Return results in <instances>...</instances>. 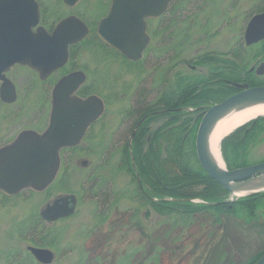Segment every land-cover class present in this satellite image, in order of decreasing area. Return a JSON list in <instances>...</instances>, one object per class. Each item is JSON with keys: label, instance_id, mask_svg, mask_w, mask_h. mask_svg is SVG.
<instances>
[{"label": "rangeland", "instance_id": "1", "mask_svg": "<svg viewBox=\"0 0 264 264\" xmlns=\"http://www.w3.org/2000/svg\"><path fill=\"white\" fill-rule=\"evenodd\" d=\"M39 2L43 10L41 24L45 28L74 14L87 22L90 33L109 6V0H80L71 7L62 0ZM173 5L167 19L148 21L150 43L139 62L129 64L120 54L108 52L88 38L74 48L64 67L44 81L22 66H15L7 73L16 87L17 99L11 104L0 100V147L21 130L45 129L50 90L60 76L70 71L85 72L87 80L81 94L99 96L105 110L81 144L61 152L59 172L46 190H24L9 198L0 193V264H36L26 251L27 246L33 245L48 248L55 254L51 264H252L264 253L261 221L245 224L222 213L217 219L209 217V222L203 224L170 228L168 223L174 221L176 210L181 208L175 207L168 213L162 208L167 203H208L200 198L186 200L160 195L154 202L166 204L157 207L135 193L138 178L134 177L136 169L130 152L134 137L142 138L145 151L154 130L170 118H178L175 124L181 120L189 128L196 123L198 127L204 112L215 103L181 108L179 117L170 112V115L157 113L137 125L143 115L129 114L134 107L132 99L148 89V94H153L148 99L151 104L155 101L157 84L149 83L153 58L166 53L176 73L191 71L196 76L207 71L208 65L214 66L208 60L204 63L198 60L200 55L230 57L231 50H240L241 57L246 59L245 72L258 77L257 81L264 85V73L250 71L264 62V44L243 46L247 21L264 8V0H175ZM238 83L251 87L246 82ZM159 107H153L154 111L163 110ZM263 160L264 141L250 152L253 163ZM71 193L75 194L77 203L70 217L53 223L39 222V211L48 201ZM230 198L233 197L220 195L216 203Z\"/></svg>", "mask_w": 264, "mask_h": 264}, {"label": "water", "instance_id": "2", "mask_svg": "<svg viewBox=\"0 0 264 264\" xmlns=\"http://www.w3.org/2000/svg\"><path fill=\"white\" fill-rule=\"evenodd\" d=\"M78 0H63L72 6ZM169 0H111L109 10L96 26L97 37L107 46L136 61L148 43L145 20L159 16ZM39 5L36 0H0V100L13 103L16 91L5 73L14 65L28 67L40 80L61 68L68 59L69 45L77 44L88 34L86 24L69 15L49 31L39 25ZM264 39V12L248 22L244 41L250 45ZM264 73L261 63L256 74ZM85 81L82 71L62 76L50 93L48 124L42 132L22 130L10 142L0 147V192L14 196L23 190L43 191L56 177L60 165V150L77 145L89 126L104 111L97 95L81 98L75 94ZM238 89L233 95L211 105L203 114L195 134V154L206 175L230 193L229 185L264 178V161L229 170L218 168L210 157L206 134L212 123L225 111L247 103L264 104V85L249 87L233 83ZM261 117V116H258ZM256 118V117H255ZM250 192L244 196L258 193ZM74 194L55 197L39 212L51 222L70 216L75 209ZM42 264L53 260L45 248L28 247ZM254 264H264V253Z\"/></svg>", "mask_w": 264, "mask_h": 264}, {"label": "trees", "instance_id": "3", "mask_svg": "<svg viewBox=\"0 0 264 264\" xmlns=\"http://www.w3.org/2000/svg\"><path fill=\"white\" fill-rule=\"evenodd\" d=\"M88 38L90 41L98 42L106 51L114 52L97 38L94 30L89 33L85 40ZM76 46L70 47L69 59L72 57V52ZM231 51L230 57L212 54L197 57L203 63L206 60L209 63L212 62L214 66L209 68L208 65L207 71L196 76L191 71L186 74L176 73L173 70L174 65L171 64L172 60L166 53L161 55V58H153L154 70L151 73L149 83L151 86L157 84L156 92H154L155 101H152L151 104L148 97L153 94H148L149 90L143 89L135 99H132L134 107L129 114L138 116L149 113L147 122L153 118L152 115H155L151 114L154 112L153 107L160 105L159 108L166 110L167 115L174 113L179 117L178 113L181 108L195 107L197 104L206 102L214 103L229 96L236 90L231 86L232 83L246 82L251 84L250 86L263 84L261 81H257L258 77L253 76L250 72H245L246 59L241 57L242 51ZM156 60L161 61L157 63ZM212 84H219L220 86L216 87ZM211 85L215 88H212ZM146 100L149 101L145 102ZM176 119L178 118H170L162 127L154 130L149 140L150 145L145 151L142 149V138L140 136L134 137L130 152L136 169L134 170V177L140 181L135 193L139 194L138 196H141L143 200L151 201L150 203L157 207L166 204L154 202V198L160 195L186 200L200 198L208 203L189 205L167 203L168 206L162 208L167 209L165 211L168 213L173 211L175 207L181 208V210H176L177 216L173 217L174 221L167 222L170 228L178 226L184 228L197 223L203 224L209 222L207 221L209 217L217 219L218 215L222 213L233 216L245 224L252 221L264 223V191L233 201L216 203L220 195H229V193L210 179L198 164L194 147L197 123L196 126L194 124L189 128L185 121L183 123L179 120V123L175 124ZM263 141L264 117L251 120L225 136L220 142V150L227 169L232 170L252 164L250 152ZM161 154L164 155L163 158H161ZM125 158L126 155L121 159L122 162ZM191 187L192 189H190ZM254 262L255 260L252 261V264Z\"/></svg>", "mask_w": 264, "mask_h": 264}, {"label": "bare ground", "instance_id": "4", "mask_svg": "<svg viewBox=\"0 0 264 264\" xmlns=\"http://www.w3.org/2000/svg\"><path fill=\"white\" fill-rule=\"evenodd\" d=\"M169 1L167 2V5ZM15 91H16V87H15ZM148 115L149 113L143 115L141 121H139L138 124H141L142 120L147 118ZM258 116H264V104L252 102L237 106L232 110L225 111L212 123L206 134V143L210 157L218 168L223 169L224 167V162L220 151L221 139L225 135L235 130L237 127L243 125L244 123ZM229 189H230V195L233 198L242 197L253 191L262 192L264 191V178H254L246 182H241L238 184H230Z\"/></svg>", "mask_w": 264, "mask_h": 264}, {"label": "flooded vegetation", "instance_id": "5", "mask_svg": "<svg viewBox=\"0 0 264 264\" xmlns=\"http://www.w3.org/2000/svg\"><path fill=\"white\" fill-rule=\"evenodd\" d=\"M38 2H39V0H37ZM109 2H110V0H109ZM174 2H175V0H170L169 1V3H168V5L166 6V8H165V11H164V13L161 15V16H159L158 18H160L159 20H161V21H163V20H165V18L167 19V16H168V13L171 11V9L170 8H173V7H171V6H174L173 4H174ZM39 8H40V23H42V21H43V18H42V12H43V10H42V8H41V4H40V2H39ZM264 11V8L263 9H261L260 11H258V12H256V13H254V14H252L250 17H249V19H248V21L250 20V18L253 16V15H256V14H258V13H261V12H263ZM164 18V19H163ZM154 19H156V18H154ZM163 19V20H162ZM149 20H151V19H148L147 20V24H148V21ZM247 21V22H248ZM55 23H53L52 24V26L54 25ZM51 26V27H52ZM87 26H89L88 24H87ZM147 28V27H146ZM261 43H263V42H260V43H258V44H261ZM148 48V47H147ZM147 48L145 49V51L147 50ZM190 67H192L191 65H189ZM194 66V65H193ZM80 94V93H79ZM78 94V95H79ZM98 121V120H97ZM96 121V122H97ZM96 122H94L93 124H91L89 127H88V129H87V131L84 133V135H83V137H82V139H81V142L85 139V137L88 135V133H89V130H90V128L96 123ZM81 142L79 143V144H81ZM72 149H74V148H72ZM62 151H66V150H62ZM84 165L86 164V162H82ZM48 203H49V201H48ZM40 219V218H39ZM63 218H61V219H59V220H62ZM59 220H56V221H59ZM39 222H45V221H42L41 219H40V221ZM55 222V221H54ZM45 223H53V222H45ZM33 246H35V245H33ZM36 247H39V245H37ZM26 251H27V247H26ZM30 255H31V259L33 260V261H35V263L36 264H42V263H39L33 256H32V254L29 252V251H27ZM54 258H55V254H54ZM54 261V260H53ZM52 261V262H53ZM51 262V263H52ZM50 263V264H51ZM82 264H84V262L82 263ZM93 264H95V263H93Z\"/></svg>", "mask_w": 264, "mask_h": 264}]
</instances>
